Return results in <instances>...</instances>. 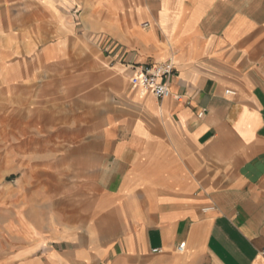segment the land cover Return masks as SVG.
<instances>
[{"label": "crops", "instance_id": "crops-1", "mask_svg": "<svg viewBox=\"0 0 264 264\" xmlns=\"http://www.w3.org/2000/svg\"><path fill=\"white\" fill-rule=\"evenodd\" d=\"M78 41L109 70L32 145L0 264H264V0H0V89ZM170 61L169 95L131 84Z\"/></svg>", "mask_w": 264, "mask_h": 264}, {"label": "rangeland", "instance_id": "rangeland-1", "mask_svg": "<svg viewBox=\"0 0 264 264\" xmlns=\"http://www.w3.org/2000/svg\"><path fill=\"white\" fill-rule=\"evenodd\" d=\"M50 42L54 41L43 40V44ZM73 46L75 49L70 54L57 59L52 67L41 70L37 77L27 82L26 92L0 89V256L16 247V233L8 231L7 218H15L18 193L22 196L26 187L18 183L19 172L27 169L23 168L24 162L39 155L32 151V145L49 140L53 144H63L67 137H59L56 132L71 127L72 121L79 125L76 117L80 115V104L75 102V95H80L76 94L79 83H71L70 79L73 81L84 74L92 82L101 67L109 70L90 41H78ZM50 113L51 121L47 119ZM96 116L90 109L89 127L96 125ZM26 144L31 146L23 148Z\"/></svg>", "mask_w": 264, "mask_h": 264}, {"label": "built area", "instance_id": "built-area-1", "mask_svg": "<svg viewBox=\"0 0 264 264\" xmlns=\"http://www.w3.org/2000/svg\"><path fill=\"white\" fill-rule=\"evenodd\" d=\"M173 63L167 62L153 66H145L142 69L135 71L130 78L132 85L139 87L143 91H150L159 98L169 95L170 90L168 84L163 81V78L169 76L173 72ZM227 93L232 91L227 90ZM202 116V114H200ZM186 243H181L176 249L180 252L184 251ZM159 252V250H157ZM264 253V250H263Z\"/></svg>", "mask_w": 264, "mask_h": 264}]
</instances>
